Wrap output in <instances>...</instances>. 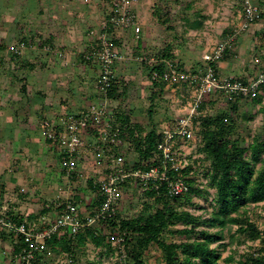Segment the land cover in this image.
I'll return each instance as SVG.
<instances>
[{
	"label": "rangeland",
	"instance_id": "1",
	"mask_svg": "<svg viewBox=\"0 0 264 264\" xmlns=\"http://www.w3.org/2000/svg\"><path fill=\"white\" fill-rule=\"evenodd\" d=\"M18 1L16 8L7 11L5 20L2 21L7 32L3 37L0 36V41L10 44L29 39L33 46L26 48L24 55L20 56L21 59L18 58L16 63L12 54L5 50L7 46L0 48V185L4 183L1 192L6 194H3L2 199L8 201L15 198L14 202L19 207L18 216L32 223L37 222L42 214L43 203L57 198L64 202L67 198L74 197L80 210L89 213L97 205H93V202L98 195V189L90 186L89 181L68 180L64 177L65 174L61 173L62 157L52 148L51 143L45 140L41 124L45 120H57L70 112H79L95 101H102L101 95L95 90L99 68L92 66L95 64H86L82 53L88 46L89 30L96 28L109 12L106 0ZM256 2L261 17L247 33L240 35L233 47L226 52L223 59L227 66L222 67L220 72L217 70L221 77H234L248 82L264 71V0ZM49 5L53 6L52 9ZM133 9L141 24L139 36L132 33L133 30H112L115 36H120L117 46L124 59L116 66L117 85L115 92L108 94V107L119 124L121 121L118 112L122 111L130 117L132 124L140 125L143 131L147 132L159 130L164 123L182 114L194 96V89L186 83L154 84L149 74L150 65L138 61V54L145 52L159 60L171 58L186 71L202 70L205 67L204 53L237 28L241 2L136 0ZM63 10H67L65 15L68 18L77 19L76 27L71 25L67 29H58L61 23L60 15L65 13ZM71 12L74 15H70ZM10 23L13 24L12 27ZM40 25H46L43 32L40 31ZM14 29L16 32L9 37ZM61 32H64V35H60L65 38L63 41L48 37L52 33L57 37V33ZM45 45H50L52 50L44 49ZM59 51L66 54L64 58L57 55ZM163 53L166 55L163 56ZM70 58L74 62L67 63ZM256 58L260 61L256 62ZM86 67L88 70L85 73ZM153 92H156L154 99L151 98ZM257 99L258 101L240 98L236 102L241 131L248 141H251L253 136H260L262 132L264 86ZM233 101L215 93L206 97L200 110L202 115L214 116L230 110ZM19 123L30 125L29 140L25 139L26 136L15 135ZM195 125V136L199 140L202 126L199 123ZM130 140L128 137L123 140V147L127 152H131L134 147ZM192 143L184 144L185 152L195 165V176L198 177L201 173L204 175L203 180L207 181L206 163L195 159L201 154L197 150L198 144ZM81 165L86 174H93L92 162H82ZM6 182H14L17 185L5 186ZM204 184L206 185L203 188H207L204 195H194L192 203L182 201L176 207L197 215L211 214L215 208L216 191L208 186V183ZM136 199V194L133 198L125 194L119 216L133 218L154 209L152 200L143 203L142 200L136 202ZM250 210L259 228L264 231V202L252 205ZM175 227L183 228L184 225L180 222ZM96 229L103 241L98 244L91 239L87 231L82 232L80 235L86 237L85 243L74 248L77 264H122L114 233L110 234V228L104 223H100ZM214 230H222L223 233L222 242L225 246L221 247L222 264H231L225 259L229 254L234 253L238 257L245 248H254L252 241L239 242L236 225L227 224ZM165 236L175 241L182 239L181 236L168 233ZM242 239L244 237L240 238ZM10 240L8 236L0 235V264H14L12 250L7 245H12ZM58 255L59 253L51 249L50 254L42 256L38 264H55ZM144 258L146 264H165L162 251L155 243L145 251Z\"/></svg>",
	"mask_w": 264,
	"mask_h": 264
},
{
	"label": "built area",
	"instance_id": "2",
	"mask_svg": "<svg viewBox=\"0 0 264 264\" xmlns=\"http://www.w3.org/2000/svg\"><path fill=\"white\" fill-rule=\"evenodd\" d=\"M135 1L106 0L109 12L88 33L89 44L83 57L98 65L95 90L101 95L102 101H95L79 112H70L57 120H45L41 124L45 140L62 157L61 173L65 174L64 177L81 182L92 180L102 200L92 211L85 213L75 204L74 197L64 202L57 198L43 203L44 213L34 223L27 219L16 220L19 215L17 210L0 202V235L13 239L11 250L14 264H38L42 256L46 257L51 252L48 245L50 239L64 236L75 240L82 232L92 231L100 223L115 219L122 209L125 194L131 198L134 194L140 196L148 192L171 197L184 196L191 191L189 179L192 177H196L197 185L205 186L208 178L207 181L203 180L204 175L201 173L195 176V165L184 149V144L193 142L197 145L200 141L195 136V120L202 114L200 109L203 102L214 92H221L227 100L236 97L251 99L257 97L264 86V71L248 82L234 77H221L217 72V65L227 50L261 17L256 0H240L241 15L237 28L204 53L205 67L202 70L186 71L171 58L159 60L152 54H138L137 60L141 63L150 67L158 64L164 66L162 74L156 70L152 72L153 81L186 83L194 89V96L182 114L161 126L158 131L160 140L152 155L140 159L133 149L131 152L120 150L124 146L121 125L114 120L108 107V94L116 78V66L124 59V55L115 43L120 36H115L112 30H133L139 35L141 27L133 9ZM31 46L33 44L29 39L19 40L8 44L7 51L17 60ZM44 49L52 50L50 45H45ZM57 55L64 58L66 54L59 51ZM259 61L256 58V62ZM93 129L97 130V136L92 134ZM198 157L200 155L195 159ZM89 161L93 166L92 175L86 174L81 168L82 162L85 164ZM189 167L191 170L186 173ZM113 233L120 262L128 264L126 232L115 230L110 234ZM55 261V264H77L72 252H60Z\"/></svg>",
	"mask_w": 264,
	"mask_h": 264
},
{
	"label": "trees",
	"instance_id": "3",
	"mask_svg": "<svg viewBox=\"0 0 264 264\" xmlns=\"http://www.w3.org/2000/svg\"><path fill=\"white\" fill-rule=\"evenodd\" d=\"M117 40H115L116 44ZM4 45L6 46L5 43L0 44V48ZM165 55L163 53V56ZM83 60L85 63L95 64L98 67L96 63L87 61L84 57ZM148 67L150 77L153 71L156 70L162 74L164 69L162 64ZM152 82L163 83L162 80H152ZM116 85L117 77L109 94L112 95L115 92ZM215 93L221 94V92L213 94ZM155 95L156 92H153L151 98L154 99ZM257 98L259 95L251 100L258 101ZM238 99L240 97L233 99L230 110L222 111L214 116L201 114L195 120L202 126V135L197 149L202 156L200 155L197 160L206 163L205 174L208 177V186L216 191L215 208L211 214L197 215L176 207L182 201L192 203L194 195L202 196L207 191L206 187L205 189L197 185L196 177H192L189 179L191 185L189 194L179 197L156 192L137 195L136 202L142 200L144 203L148 202L146 200H152L154 209L142 216L123 218L118 215L115 219L103 222L110 228V233L115 230L121 233L126 232L128 264H146L144 254L152 243L161 249L165 264H222L221 247L225 246L222 242L223 233L222 230L214 229H220L227 224L236 225L240 243L245 240L252 241L254 248L252 250L245 248L238 257L231 253L225 258L226 261L231 264H264V231L259 228L250 212L252 205L264 202V125L261 135L253 136L252 140L248 141L241 131V121L236 105ZM118 115L123 140L125 137L131 139L133 151L140 159L152 155L160 140L159 130L144 132L140 125L132 124L130 117L124 115L122 111L118 112ZM92 134L97 136V130L93 129ZM121 149L124 150V147ZM190 170L191 167L185 172L189 173ZM88 181L90 186L97 188L92 180ZM101 200L102 197L97 195L93 205ZM16 220H24V217L16 216ZM180 222L184 227L176 228L175 225ZM87 233L96 243L103 241L97 229ZM167 233L181 236L182 239L170 240L165 236ZM241 236L244 239L240 240ZM8 237L12 242V237ZM77 237L78 241H76ZM77 237L75 240H69L64 236L55 237L48 241V245L57 253L62 251L74 254V248L81 243L84 244L86 240V237L80 234Z\"/></svg>",
	"mask_w": 264,
	"mask_h": 264
},
{
	"label": "crops",
	"instance_id": "4",
	"mask_svg": "<svg viewBox=\"0 0 264 264\" xmlns=\"http://www.w3.org/2000/svg\"><path fill=\"white\" fill-rule=\"evenodd\" d=\"M17 3H19V1L18 0H0V36L1 37H3L2 35L3 34H5V32H7L6 30H5V26L3 25V23H2V21L3 20H5V15H6V13H7V11H9L10 9H14V8H16V5H18ZM12 4H13V8H11L12 7ZM9 6V7H8ZM49 7L52 9V5H49ZM58 12H62L61 10L59 11L58 10V8H55ZM56 10H54V11H56ZM48 11H50V9L48 10ZM51 11H53V10H51ZM63 12H65L64 14H62V15H60L61 17V23H59V26H58V29L59 30H63V29H67L69 26H71V25H74L75 27L77 26L75 23H76V21H77V19L76 18H74V17H67L65 14L67 13V10H63ZM70 15H74V13L73 12H71V13H69ZM239 17H240V15H241V13H240V9H239ZM51 21H52V19H50ZM43 21H46V20H43ZM47 22H49L48 20H47ZM53 22V21H52ZM79 23V21L77 22V24ZM60 25H63V26H60ZM139 25H140V27H141V24H140V22H139ZM10 26L12 27L13 26V24L12 23H10ZM44 26H46V25H40V31L41 32H43L44 30ZM74 26H72V27H74ZM21 27H19V29H20ZM16 32V30L14 29L12 32H10V35H9V37L10 36H13L14 35V33ZM132 33H133V31H132ZM135 34V33H134ZM24 35H26V34H24ZM60 35H64V32H61V33H57V37L52 33V34H50L48 37L50 38V39H60V41H63V40H65V38L64 37H62V36H60ZM5 36V35H4ZM86 36H87V33H86ZM139 36V35H138ZM4 39V38H3ZM87 39H88V37H87ZM5 40V39H4ZM88 41V40H87ZM67 42V41H66ZM12 43V42H11ZM6 46H7V44H6ZM6 46H5V48H6ZM87 47V46H86ZM85 47V48H86ZM6 51H7V48L5 49ZM72 57V56H71ZM21 59V58H20ZM71 59L72 58H70V60L67 62V63H70V61H71ZM19 61H21V60H19ZM12 62V61H11ZM14 62V61H13ZM16 62H18L17 60H15V63ZM71 62H74V60L73 61H71ZM86 64H88V63H86ZM90 64V63H89ZM91 65V64H90ZM92 66H94V67H96L97 68V66H95V65H92ZM225 66H227V62L223 59L218 65H217V70H218V72H220V70H221V68L222 67H225ZM86 70H88V68L86 67V69H85V73H86ZM224 71V70H223ZM221 75V74H220ZM27 107H29V105H27ZM16 131V133H15V135L16 136H18V137H20V136H22V137H24V136H26V140H29V137H28V134H30V132H31V128H30V125L29 124H21V123H19V125L17 126V128L15 129ZM15 177V176H14ZM14 181H15V178H14ZM15 185H17V183H14V182H11V184H9V182H6V185L5 186H15ZM1 186H4V183H1V185H0V202H5V203H7V204H12L13 206L12 207H14L16 210H19V207L18 206H16V205H18L16 202H14L15 201V198H11L12 200H8V201H6L5 199L3 200L2 199V197H4L3 196V194H2V192H1ZM5 188H7V187H5ZM4 195H6V194H4ZM14 203H16L15 205H14ZM12 243V242H11ZM7 244V243H6ZM8 246H9V248H12V246H10V244H7ZM3 248V247H2ZM6 249H7V247H6Z\"/></svg>",
	"mask_w": 264,
	"mask_h": 264
}]
</instances>
